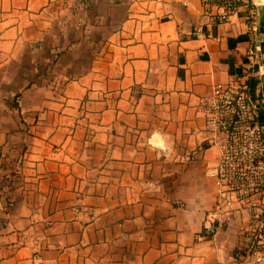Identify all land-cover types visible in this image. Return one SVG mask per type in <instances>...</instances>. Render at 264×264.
<instances>
[{
  "label": "crops",
  "instance_id": "1",
  "mask_svg": "<svg viewBox=\"0 0 264 264\" xmlns=\"http://www.w3.org/2000/svg\"><path fill=\"white\" fill-rule=\"evenodd\" d=\"M250 1L214 25L201 0H0V264L233 257L243 219L202 234L220 148L199 97L240 76L264 126Z\"/></svg>",
  "mask_w": 264,
  "mask_h": 264
},
{
  "label": "built area",
  "instance_id": "2",
  "mask_svg": "<svg viewBox=\"0 0 264 264\" xmlns=\"http://www.w3.org/2000/svg\"><path fill=\"white\" fill-rule=\"evenodd\" d=\"M250 2L201 0L204 16L214 25L228 21ZM199 109L205 117V140L220 148L219 160L208 169L217 186L215 205L203 220L202 234L208 238L228 225L240 210L264 211V126L240 76L215 83L209 95L199 97ZM258 194L263 202L255 200Z\"/></svg>",
  "mask_w": 264,
  "mask_h": 264
},
{
  "label": "rangeland",
  "instance_id": "3",
  "mask_svg": "<svg viewBox=\"0 0 264 264\" xmlns=\"http://www.w3.org/2000/svg\"><path fill=\"white\" fill-rule=\"evenodd\" d=\"M102 20H99L100 23L106 24ZM11 168L12 173H15V164H12ZM9 173L11 174L10 171L7 172V174ZM255 200L258 203L263 202L260 194L256 195ZM237 218L243 219V226L239 232V242L233 249V257L227 262H221V264H264V211L253 212V209L245 208L237 212L236 217L230 223ZM1 223L2 217L0 216Z\"/></svg>",
  "mask_w": 264,
  "mask_h": 264
},
{
  "label": "water",
  "instance_id": "4",
  "mask_svg": "<svg viewBox=\"0 0 264 264\" xmlns=\"http://www.w3.org/2000/svg\"><path fill=\"white\" fill-rule=\"evenodd\" d=\"M256 1H258V2H260V3H264V0H256Z\"/></svg>",
  "mask_w": 264,
  "mask_h": 264
}]
</instances>
